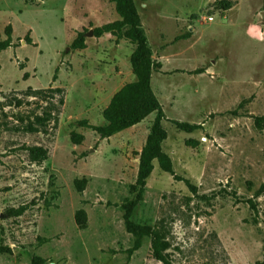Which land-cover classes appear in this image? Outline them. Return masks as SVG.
<instances>
[{"label": "rangeland", "instance_id": "1", "mask_svg": "<svg viewBox=\"0 0 264 264\" xmlns=\"http://www.w3.org/2000/svg\"><path fill=\"white\" fill-rule=\"evenodd\" d=\"M133 2L173 175L154 164L131 220L158 229L176 264H264V0ZM117 19L111 0H0V264H161L149 238L134 250L122 208L155 114L106 139L89 128L134 81V47L89 34Z\"/></svg>", "mask_w": 264, "mask_h": 264}, {"label": "trees", "instance_id": "2", "mask_svg": "<svg viewBox=\"0 0 264 264\" xmlns=\"http://www.w3.org/2000/svg\"><path fill=\"white\" fill-rule=\"evenodd\" d=\"M114 4L118 19L114 22L96 27L92 30L95 38L99 39L104 35H111L115 41H128L134 50L130 56V65L134 81L125 84L111 98L108 106L102 113L105 124L102 126H90L102 139L109 138L115 134L132 128L144 121L150 114H155V119L150 127L146 141L138 156V170L135 183L130 187L135 197L128 200L123 205V220L126 231L131 234L136 243L134 250L140 247L143 238L151 241V252L154 260L161 264H176L165 253L163 237L158 229L146 225L135 224L132 214L136 206L142 201L145 191L146 181L153 172L154 164L166 173L173 175L172 161L162 150V144L167 135L161 122L165 119L164 113L157 99L151 90L152 73L160 68V64L152 60V53L147 44L146 36L142 30L140 18L133 0H111ZM5 39L0 40V53L12 47L11 27L7 26L4 31ZM29 42V41H28ZM85 47L83 34H79L73 42L72 48L81 50ZM26 76V75H25ZM55 92H60L55 89ZM264 118H256V128H261ZM86 126L87 123H81ZM173 124L185 133H191L200 128V125L173 122ZM71 141L75 145L81 144L84 137L76 133L71 134ZM175 180L182 181L193 194H196L195 187L186 179L174 176ZM87 181L85 179L75 180L76 189L81 192ZM264 192V185L259 189V193ZM252 211L256 210L253 203H249ZM76 224L84 227L86 215L83 210H79L75 215ZM0 253L10 254L9 247L0 246ZM30 264H45L44 259L34 256Z\"/></svg>", "mask_w": 264, "mask_h": 264}, {"label": "water", "instance_id": "3", "mask_svg": "<svg viewBox=\"0 0 264 264\" xmlns=\"http://www.w3.org/2000/svg\"><path fill=\"white\" fill-rule=\"evenodd\" d=\"M90 35H92V33H89Z\"/></svg>", "mask_w": 264, "mask_h": 264}]
</instances>
